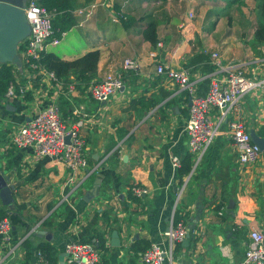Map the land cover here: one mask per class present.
I'll return each instance as SVG.
<instances>
[{"label":"crops","instance_id":"1","mask_svg":"<svg viewBox=\"0 0 264 264\" xmlns=\"http://www.w3.org/2000/svg\"><path fill=\"white\" fill-rule=\"evenodd\" d=\"M223 1L70 0L75 25L46 53L74 61L98 51L89 84L120 70L125 58L136 59L141 70L123 72V88L106 103L82 91L71 98L57 95L64 117L74 110L88 116L82 129L88 167L75 175L77 186L69 184L70 173L61 162L34 160L30 148L6 146L11 124L26 121L34 104L53 100V84L39 78L23 102L11 104L14 112L0 105V170L11 176V184H21L14 208L27 226L16 225L8 243L0 237V264H36L39 251L53 264H67L64 246L70 240L96 248L102 243L101 264H142L138 255L144 247L169 248L162 233L175 215L189 239L173 246L165 264H238L243 259L250 231L264 232V151L257 165L241 168L223 125L198 166L180 176L188 156L189 99L155 73L158 65L184 68L198 87L224 72L207 73L203 63H186L196 54L217 53L224 68L241 69L251 79L264 77V43L254 37L256 24L245 23L247 7H236L240 0ZM117 11L131 19L130 27L114 21ZM150 23L156 25L155 46L142 36ZM211 115L215 118L216 110ZM233 116L250 137L264 138V90L246 93ZM173 157L179 160L177 169ZM134 186L147 193L134 197ZM1 210L7 209L0 200ZM113 232L119 247L111 246Z\"/></svg>","mask_w":264,"mask_h":264},{"label":"built area","instance_id":"2","mask_svg":"<svg viewBox=\"0 0 264 264\" xmlns=\"http://www.w3.org/2000/svg\"><path fill=\"white\" fill-rule=\"evenodd\" d=\"M23 10L30 33L18 49L22 67L19 70L13 66L12 79L7 85L1 104L23 102L39 78L50 81L56 93L49 104L43 106L34 104L26 121L10 125L6 146L16 150L30 148L34 160L51 158L61 162L70 173L69 184L77 186L75 175L85 172L88 167L87 144L82 134L88 116L77 110L66 117L63 116L56 103V97L62 93L66 98L80 94L77 84L71 79L68 83H63L41 62L47 47L56 46L60 41V38L53 36L52 29V21L57 12L45 8L42 0H26ZM192 17L193 15L190 14L189 18ZM121 18L117 13L114 21L119 22ZM210 63L215 70L223 71L224 75L209 79V86L204 96L197 94L196 84L190 79L187 69L158 65L155 70L156 74L164 76L171 84L185 91L189 99L185 133L192 169L198 166L223 125L227 127V134L240 167L255 166L260 161L262 152L252 142L244 124L234 117L233 113L246 93L255 88L264 90V77L258 80L251 79L247 78L241 69H234L233 66L224 68L217 53L210 54ZM140 70L141 65L136 59L125 58L120 70H110L100 80L89 84L82 94L97 103H106L123 88V72L139 73ZM213 110H216L215 118L211 115ZM67 137L68 143H66ZM172 167L179 168V160L175 157L172 158ZM130 191L136 198L147 193L145 189L137 186L132 187ZM10 233V221L8 217H4L0 220V237L4 242L10 241ZM187 234L184 224L175 222L171 218L167 229L162 233V238L169 244V248L166 249L163 244L151 243L146 250L139 253V261L142 264H165L166 260L171 258L173 246L183 241ZM248 239L244 257L238 264H264L263 232L253 229ZM64 252L67 264H101V252L87 242L70 240L65 244ZM36 256V264H53L40 251Z\"/></svg>","mask_w":264,"mask_h":264},{"label":"trees","instance_id":"3","mask_svg":"<svg viewBox=\"0 0 264 264\" xmlns=\"http://www.w3.org/2000/svg\"><path fill=\"white\" fill-rule=\"evenodd\" d=\"M238 0H232V2ZM259 19L256 23V29L254 32V37L258 42L264 43V0H259ZM42 4L48 10H55L57 15L52 21V29L53 36L58 38L62 33L67 32L75 25V20L71 15L72 5L70 0H42ZM121 15V22L124 27L131 26V19L124 13L117 11ZM143 39L150 42L152 45L157 44V36H156V25L154 23L148 24L145 29L142 31ZM99 60V52L91 51L83 55L82 57L74 60V61H64L61 60L54 53H45L41 59V62L45 65V67L53 71L57 78L61 80L63 83H68L70 80V76H73V79L77 83V89L79 91H84L89 85L91 79L95 76L97 70V63ZM210 56L196 54L193 56L186 65L195 66L199 64H205L203 67L206 69V72L213 71V66L210 65ZM12 71L13 66L11 65H0V99L2 100L8 83L12 79ZM209 86V79L205 78L197 87L196 90L199 96H204L207 92ZM203 91V92H201ZM16 150V149H15ZM192 168L191 157L188 156L181 162L179 173L180 176L186 175L190 172ZM135 201V199H133ZM7 216V210L0 211V220ZM175 222L179 221L177 215L174 216ZM102 242V241H100ZM103 247L102 243H99V247ZM97 247V249H99ZM149 246L141 249V252L146 250ZM100 250V249H99ZM134 250V249H133ZM136 251V250H134Z\"/></svg>","mask_w":264,"mask_h":264},{"label":"water","instance_id":"4","mask_svg":"<svg viewBox=\"0 0 264 264\" xmlns=\"http://www.w3.org/2000/svg\"><path fill=\"white\" fill-rule=\"evenodd\" d=\"M25 1L26 0H0V65H11L19 70L22 64L18 56V49L30 33V27L23 10ZM5 108L11 112L16 110L11 105H6ZM68 139L67 137L66 143H68ZM251 139L259 150L263 152L264 138L259 139L252 135ZM20 185V183L11 184V176L3 174L0 170V200L7 209L11 230L18 224L24 225L25 228H27L21 216L14 208V192ZM33 231H31V233H34ZM188 239L189 236L187 235L184 239L186 243ZM111 246L119 247L117 232L112 233Z\"/></svg>","mask_w":264,"mask_h":264},{"label":"rangeland","instance_id":"5","mask_svg":"<svg viewBox=\"0 0 264 264\" xmlns=\"http://www.w3.org/2000/svg\"><path fill=\"white\" fill-rule=\"evenodd\" d=\"M212 3H215L216 0H210ZM223 1V0H222ZM224 2V1H223ZM259 0H240L238 1V4L235 6L238 8H245L246 9V14H245V23L248 25V27H251L252 24L255 25L260 17L259 15ZM224 3H227L226 1ZM72 81L75 82L73 78H70ZM69 79V80H70ZM2 100L0 99V105H1Z\"/></svg>","mask_w":264,"mask_h":264}]
</instances>
